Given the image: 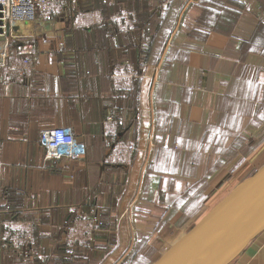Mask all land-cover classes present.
I'll return each instance as SVG.
<instances>
[{
	"label": "crops",
	"instance_id": "obj_1",
	"mask_svg": "<svg viewBox=\"0 0 264 264\" xmlns=\"http://www.w3.org/2000/svg\"><path fill=\"white\" fill-rule=\"evenodd\" d=\"M104 2L111 17L128 0ZM149 4L137 27L94 10L92 26L59 20L13 50L0 264H153L264 165V0ZM63 126L86 154L45 164L40 132ZM230 264H264V231Z\"/></svg>",
	"mask_w": 264,
	"mask_h": 264
},
{
	"label": "water",
	"instance_id": "obj_2",
	"mask_svg": "<svg viewBox=\"0 0 264 264\" xmlns=\"http://www.w3.org/2000/svg\"><path fill=\"white\" fill-rule=\"evenodd\" d=\"M264 231V165L153 264H230Z\"/></svg>",
	"mask_w": 264,
	"mask_h": 264
},
{
	"label": "built area",
	"instance_id": "obj_3",
	"mask_svg": "<svg viewBox=\"0 0 264 264\" xmlns=\"http://www.w3.org/2000/svg\"><path fill=\"white\" fill-rule=\"evenodd\" d=\"M184 1L196 2L199 0ZM52 5V0H0V55H6L11 41H17L19 34H23L28 24L49 15ZM34 32L35 30H32V33ZM29 64V60H23V69H28ZM17 68L19 69V67ZM40 142L44 148L45 164L64 158L75 160L84 156L87 151L85 142L77 138L70 126L41 130ZM135 149L133 145L128 146L130 152ZM1 195L2 176L0 172V197ZM97 225L100 227L101 222H98ZM15 247L19 248V243ZM68 251L70 252L69 249Z\"/></svg>",
	"mask_w": 264,
	"mask_h": 264
},
{
	"label": "rangeland",
	"instance_id": "obj_4",
	"mask_svg": "<svg viewBox=\"0 0 264 264\" xmlns=\"http://www.w3.org/2000/svg\"><path fill=\"white\" fill-rule=\"evenodd\" d=\"M52 1H53V5L51 7L50 13H48L49 15H47L45 18L39 19L41 26L40 24L35 23V22H31L30 24H28L27 27H25V31L23 32V34H19L17 41L16 40L11 41L10 45L8 46L9 50L6 53V55H0V58H1L0 59L1 60L0 61V70H1L0 71V82L1 81H5V82L11 81L12 72H13V65H12L13 60H11L13 59L12 58L13 50L17 51L18 53L22 52V54H20L21 58L28 53L27 46L29 43L32 42V39H33L32 30H35L37 28L39 29L43 28V30L48 29L50 25L55 24L59 20L68 21L67 23L69 25L73 23L74 25H76V28L92 26L96 22V18L94 16H98L97 14H99L98 12H95L94 10L101 11L100 12L101 15L99 14L100 16L99 18H101V20L105 19V15L108 13L107 11L110 12L114 10L113 7H111V10L109 9V7L108 8L106 7L107 6L106 4H108V2L105 3L104 1H107V0H52ZM118 1H122V0H118ZM131 8L133 7L129 1L124 2L123 5L121 6L116 5L115 12L114 14H112L111 19H113L115 22H118V23H121L122 19L125 20L126 23H130L131 21L130 18L132 19L131 17L132 13H130ZM19 43L21 44L19 45ZM24 74H26V72ZM260 139L263 140V138H260ZM232 147H231L232 149H229L230 156L233 153H235L237 150H240L242 146L239 144V145H234ZM251 147L252 146H248L247 148L245 147L246 149H244V151L250 149ZM1 176H2V172H1ZM234 181L237 182V177L234 178L233 182ZM2 193H3V189H2ZM198 203L199 202H194L192 204V207ZM17 243L20 244V241L18 240ZM69 250L70 252H73L74 254L76 253L72 249H69ZM70 252L68 251L69 254H71ZM77 260H80V258L74 257L72 259V262H75ZM143 261H144V258L138 257L135 260H133L132 264H141Z\"/></svg>",
	"mask_w": 264,
	"mask_h": 264
},
{
	"label": "trees",
	"instance_id": "obj_5",
	"mask_svg": "<svg viewBox=\"0 0 264 264\" xmlns=\"http://www.w3.org/2000/svg\"><path fill=\"white\" fill-rule=\"evenodd\" d=\"M128 1L131 3V5L133 7L131 9L132 11L130 10L131 11L130 13H132L131 14L132 19L130 18V20H131L130 23H126L125 20H123V19L121 20V23H118V22H115L113 19H111L112 17L109 16V17H105L103 24H106V25L107 24H113V25H116V26H119V25H125L126 26L127 25V26H132L134 28V27H137L138 25L144 23L145 19H144L143 15H140V14L137 13V9H138V5L139 4L145 5L146 8H148L147 6H151L149 4V0H128ZM199 1L201 2L202 0H199ZM107 12H108L107 14L111 13V11L110 12L107 11ZM155 14L157 16H159V14H157V12H155ZM106 19H108V21ZM153 23L154 24H158V26H159V25L162 24V21L159 20L158 23H156L154 21ZM67 257L70 260H72V258H74V257H78V258L81 259V257L79 256V253L77 255H76V253L75 254H69V256H67Z\"/></svg>",
	"mask_w": 264,
	"mask_h": 264
}]
</instances>
